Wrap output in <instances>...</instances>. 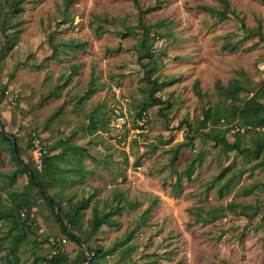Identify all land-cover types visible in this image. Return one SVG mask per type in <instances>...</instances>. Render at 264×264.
Returning a JSON list of instances; mask_svg holds the SVG:
<instances>
[{"label": "rangeland", "instance_id": "374dc122", "mask_svg": "<svg viewBox=\"0 0 264 264\" xmlns=\"http://www.w3.org/2000/svg\"><path fill=\"white\" fill-rule=\"evenodd\" d=\"M18 1L0 0V264H47L51 237L66 239L69 264L83 263L88 248L105 252L98 264H264V166L224 153V139L207 138L211 130L202 126L207 110L231 102L218 82L228 88L241 80L243 99L264 79V1L230 0L226 13L218 0H162L144 22L151 58L144 57L140 9L156 0H139L140 7L132 0H21L14 14ZM154 79L172 84L151 97ZM121 93L135 113L152 105L133 148L142 171L131 178L121 146L101 134ZM211 134L234 141L223 123ZM7 136L16 137L17 155ZM35 136L56 157L45 195L20 172L44 174L29 147ZM252 138L243 135V145ZM24 192L35 221L22 230L11 194ZM52 198L66 212L89 203L74 231L84 246L63 233ZM123 207L113 216L118 225L93 230L96 214ZM21 234L26 241L13 249Z\"/></svg>", "mask_w": 264, "mask_h": 264}, {"label": "trees", "instance_id": "16d2710c", "mask_svg": "<svg viewBox=\"0 0 264 264\" xmlns=\"http://www.w3.org/2000/svg\"><path fill=\"white\" fill-rule=\"evenodd\" d=\"M134 2V4L138 7H140L139 5V0H132ZM264 1V0H262ZM157 5L149 8V9H140V22H141V26L142 30H143V40H142V47L145 49L146 54L144 57L146 58H151L153 55V52L151 50V47L148 46V41H149V33L151 31L150 28H148L145 25V19H146V15H148L149 13L155 12L157 10L160 9L161 4H162V0H156ZM218 2L220 3L221 7L223 8L222 10L226 13H229L231 11L230 7H231V2L230 0H218ZM21 3V0L18 1L12 8V11L14 14L19 12V8L18 5ZM205 10H209L208 8H205ZM260 39L264 42V34L260 33L259 34ZM75 48H84L85 46H79V45H75ZM230 51H234L233 47L230 49ZM78 70L76 69L73 73V75L77 74ZM154 73V70H148L146 72L147 75H152ZM153 84V93L150 95L151 97H154V94L158 91H161L163 88L168 87L172 84V82H162V83H158L157 79H154L152 81ZM196 89H197V93L199 96H204V94L202 93V91L199 88V83H196ZM217 89L221 90L224 92V94L220 95L222 97H224L225 99L223 100L224 102H228L231 101L228 105V107H226L223 111H220L218 108H210L209 110H207L204 119L202 120V126L203 128H209L211 130V132H209L208 134H206V137L211 139L213 138L216 142L219 140L224 139L225 141V145L222 149V151L224 153H231V152H238L242 155H244L245 157L251 158L253 157L254 159L258 160V165H262L264 166V79L262 80V82L260 83V85L257 88H254L253 90H248L250 91V95L248 97L245 98H240V92L243 90V85L241 83V80H235L228 88H225L221 85L220 82L217 83ZM245 90V89H244ZM90 94H92L94 92V89L91 88L90 90ZM1 98H3V96H1ZM1 101V99H0ZM151 103H155V104H164L167 103V105L170 107L172 104L170 102H163L160 98H154V100L151 101ZM149 107H152L151 104H145L144 107L142 108V110H140L139 112H134V116H133V122H136L137 119L141 118V116L143 115V113H146L144 111H147ZM147 115V114H146ZM148 116V115H147ZM227 119L228 122H226L225 120ZM109 120H107V124L104 125L102 128V131H107L108 127H109ZM238 121V124H234V121ZM223 123L224 127L226 128V132L230 133V130L232 128L235 127H241L244 128L245 131L244 133H236V134H231L234 137V141L230 142L227 138H219L216 136H212V132L214 130H216V128H218L220 126V124ZM98 128L95 126L94 130H97ZM200 131V130H198ZM197 131V132H198ZM246 133H252L253 134V138H252V143L249 144V147L244 146L242 143V139L241 137L243 135H245ZM37 138L40 139V137L35 136ZM35 137L33 138V140L35 139ZM5 140L8 141L12 146H13V152L17 155L18 153V148L15 146V140L16 137L14 136H7L5 137ZM29 143V147L32 148V141ZM137 142V140L134 141V144ZM189 145V144H187ZM183 147V145H179L176 149V153H175V157L177 158L180 152V149ZM78 152H80V150H77ZM83 153V151H81V154ZM125 154V153H124ZM126 155V154H125ZM52 159H56L52 158L50 156H48L46 154L45 158H44V168L43 171L44 174L43 175H39V172L37 170L34 169H21L20 168V172L21 173H25L26 175H28L29 177V183L33 186L38 187L43 194L45 195V187H46V182H45V178H46V174H47V169H48V162ZM128 162V160H127ZM136 165H139V163L137 162ZM194 165V164H193ZM188 178H191L193 175V169H191L187 174ZM176 193L181 192V185L180 182L177 184V190H173ZM24 197V200L20 201V203H18V200H21ZM11 198L14 202L15 209L16 210H20L19 211V218L23 219V222L20 224L22 230L24 229H28L31 226H33L34 220V215L32 212V209H30V202L28 199V195L26 192H24L23 194H17V193H12L11 194ZM116 198L119 200H123L124 199V195L122 193H117L116 194ZM47 199V198H46ZM49 205L52 208L53 214L55 215L58 223H60L63 233L66 234V236L71 239L73 242L79 244L80 246H84L83 242L81 241V239L79 238L78 234H74V231L76 230H80L81 229V218H82V214L83 211L89 206L88 202H78V203H73L71 204V210L66 212L64 210V208L62 207V204L60 202H57L54 198H52L50 201H48ZM54 204V205H53ZM129 203H127L128 206ZM123 208H118L113 212L104 214V215H98L96 214V218L95 221L93 223V230L97 231L100 227H102L103 225H108V226H116L118 225V223L113 219V216L117 215L118 213H120ZM24 213V216L22 215ZM12 218V220L14 222H16V217L11 215L10 216ZM63 218H65L67 220V224L64 223ZM31 224V225H29ZM30 226V227H29ZM26 241V235L25 234H21V235H17L13 238L12 241V248L13 249H18L20 247V245ZM49 242V239H48ZM88 250L91 252V255L88 256L87 259L84 260L83 263L81 264H98V260L102 259L105 257V252H103V249H96L93 250L91 248H88ZM1 259V258H0ZM47 264H69V258L68 256L65 254L63 249H60L58 251V254L49 258H45L44 260Z\"/></svg>", "mask_w": 264, "mask_h": 264}, {"label": "built area", "instance_id": "2783aa9c", "mask_svg": "<svg viewBox=\"0 0 264 264\" xmlns=\"http://www.w3.org/2000/svg\"><path fill=\"white\" fill-rule=\"evenodd\" d=\"M133 116L134 112L129 106V100L121 93V99H117L116 102L110 106L109 127L107 131L101 133L103 137L108 139L113 145L121 146L118 148L126 154L129 166V178H131L132 174L142 171L141 164L139 163V165H136L137 159L133 155V148L134 141L140 139L148 123L146 113H143L141 118L137 119L136 122H133ZM244 131L245 129L241 127H235L230 130L231 134H236L238 132L244 133ZM32 149L37 169L42 171L44 168V158L47 152L39 138L35 137L32 141ZM22 215L24 216V213ZM66 243V239L56 237L49 238L50 246L55 248L50 257L57 255L58 251L63 249Z\"/></svg>", "mask_w": 264, "mask_h": 264}, {"label": "water", "instance_id": "95a60500", "mask_svg": "<svg viewBox=\"0 0 264 264\" xmlns=\"http://www.w3.org/2000/svg\"><path fill=\"white\" fill-rule=\"evenodd\" d=\"M54 205V204H53Z\"/></svg>", "mask_w": 264, "mask_h": 264}]
</instances>
